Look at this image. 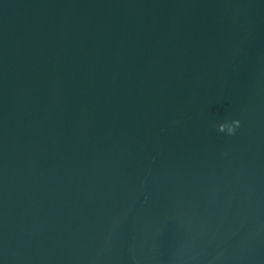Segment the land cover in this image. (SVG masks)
<instances>
[{
  "label": "water",
  "instance_id": "water-1",
  "mask_svg": "<svg viewBox=\"0 0 264 264\" xmlns=\"http://www.w3.org/2000/svg\"><path fill=\"white\" fill-rule=\"evenodd\" d=\"M0 264H264V0H0Z\"/></svg>",
  "mask_w": 264,
  "mask_h": 264
},
{
  "label": "clouds",
  "instance_id": "clouds-1",
  "mask_svg": "<svg viewBox=\"0 0 264 264\" xmlns=\"http://www.w3.org/2000/svg\"><path fill=\"white\" fill-rule=\"evenodd\" d=\"M241 126V121L239 119H232L230 121H224L220 123L217 126V130L220 133H224L229 137H233L237 134V131L240 129Z\"/></svg>",
  "mask_w": 264,
  "mask_h": 264
}]
</instances>
